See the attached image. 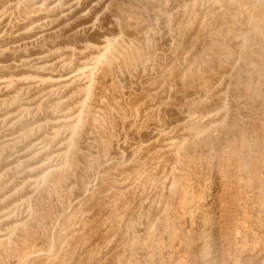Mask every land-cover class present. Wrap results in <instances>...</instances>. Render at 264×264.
<instances>
[{"label":"rangeland","instance_id":"obj_1","mask_svg":"<svg viewBox=\"0 0 264 264\" xmlns=\"http://www.w3.org/2000/svg\"><path fill=\"white\" fill-rule=\"evenodd\" d=\"M0 264H264V0H0Z\"/></svg>","mask_w":264,"mask_h":264}]
</instances>
